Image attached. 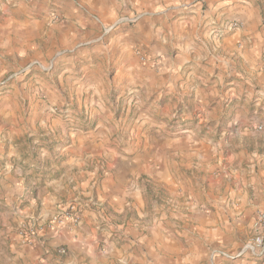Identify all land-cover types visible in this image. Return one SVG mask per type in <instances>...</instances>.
Listing matches in <instances>:
<instances>
[{
    "label": "crops",
    "instance_id": "obj_1",
    "mask_svg": "<svg viewBox=\"0 0 264 264\" xmlns=\"http://www.w3.org/2000/svg\"><path fill=\"white\" fill-rule=\"evenodd\" d=\"M75 1L76 8L69 0H0V57L7 63L0 72L8 64L37 65L36 71L0 88V203L35 188L28 179L33 171L23 169L25 162L14 147L33 135L24 124L25 115L43 114L37 99L40 91L55 102L56 96L62 97L71 84H77L81 97L95 94L101 101L107 88L115 87L120 89L116 105L124 106L131 95L145 102L138 108L122 152H105L109 130L100 122L88 137L76 135L65 150L68 164L82 176L76 184L83 189L81 199H88H80L79 205L87 232L79 228V235H63L66 225L35 235L30 244L12 235L16 244L13 241L9 248L11 264H255L258 259L246 246L255 234L251 216L264 208V171L256 167V154L242 168L241 152L231 159L224 158V150L231 137L226 131L237 126L239 114L264 103V15L260 9L264 0ZM127 6L140 8L142 18L137 24L130 19L133 25L128 29L73 52L87 45L82 39L102 36L105 18ZM52 11L59 15V22L51 20ZM227 21L241 23L243 28L230 29ZM143 54L153 62H146ZM51 55L60 58L54 61L48 58ZM100 103V110H109ZM231 116L236 117L226 122ZM245 126L240 120L237 127L244 130L239 135H247ZM133 135L144 143L151 135L150 144L141 149L131 146ZM108 155L111 162L101 163L103 176L96 175L94 160L99 164L96 158ZM184 158L212 160L214 165L207 172L217 169L219 173L208 180V197L186 207L190 214L173 210L168 216L154 217L148 226L132 228L113 222L114 215L125 217L142 197L139 182L143 178L158 184L174 182L181 177L179 167L185 170L177 162ZM95 175L101 178L92 181ZM56 205V201L39 202L36 219L44 223ZM206 206L210 210H198ZM179 222L186 224L176 230ZM99 224L115 231L114 235L106 228L98 235ZM101 241L107 247L97 251ZM60 248L67 258L58 255Z\"/></svg>",
    "mask_w": 264,
    "mask_h": 264
},
{
    "label": "rangeland",
    "instance_id": "obj_2",
    "mask_svg": "<svg viewBox=\"0 0 264 264\" xmlns=\"http://www.w3.org/2000/svg\"><path fill=\"white\" fill-rule=\"evenodd\" d=\"M74 2L76 1L69 0V3L76 8L77 6H75L76 3ZM260 9L261 15L262 13L264 15V7H260ZM140 13V8L132 9V6H127L125 9L118 12H112L105 18L104 29L101 31L102 36H89V39L85 41L82 39L81 42H87V45L76 47L73 52L93 47L97 43L110 38L117 30H121L122 28L128 29V27H131L141 20L142 17ZM84 18L90 19L91 16L87 17L84 15ZM130 19H135L132 22L133 24L128 23ZM242 28L243 25L240 23V28L238 30ZM90 38L92 39L90 40ZM53 55L48 58L51 59ZM142 56L145 57L144 60L146 62H153L151 58L147 60V54H143ZM53 58L54 61H57L60 57L56 56ZM48 61L49 59L44 60L42 66L46 68L49 64ZM4 62L5 60L0 57V67H5L7 65V63ZM8 66L7 70H3L4 73L0 72V88L2 86H8L15 77L29 75L32 71H36L37 69V65H31L29 67L28 63L14 64L11 66L8 64ZM26 66L28 68H25ZM22 68L25 69L22 70ZM16 71H20V73L12 77ZM39 71L40 70H37V74ZM53 75H55V72ZM42 78L43 80L45 79L44 77ZM114 88L115 87H112V89L107 88L108 94L101 97V101H98L95 94L86 96L85 93H83L84 95L81 97L80 91L77 90V84H71L70 90L62 95V97L56 96L55 102L49 101L41 94V91L38 93L37 99L40 100L39 106H41L43 114L39 113L35 118H33L32 115H25L23 118L24 124L31 130L33 135L28 139H21L14 147L15 153L25 162L23 169L27 172L33 171L32 174H28V179H30V182L35 183L33 186L35 188L34 190L25 191L24 195L21 197H13L14 199L11 201L9 199L7 204H5L4 201H1L3 205L0 203V263H12L13 254L10 253L9 248L13 241V244H16L15 238L12 235L19 236L24 229H32L36 235H44L46 233L45 230L48 221L58 215L62 209L69 205H77L78 208L80 207L83 189L79 188L76 183L82 180V176L76 172V168L73 167L72 164H68L65 156V150L73 145V139L74 137L76 138V135L82 138L88 137L89 134L95 130L97 122H100L103 127L109 130V133L106 134L108 139L105 145V152L107 154L112 152L119 153L122 152L120 149L127 148L126 141L127 137L131 134V126L136 122V113L139 111L138 108L142 107L145 100L143 101V98L140 96L134 97L131 95L132 99L125 101L126 103L124 106L122 102L116 105L115 96L118 95L120 89L117 88L115 90ZM100 102L109 110H100L98 108L99 105H102ZM52 109H56V111L52 112ZM174 116H176V114H174ZM235 117L231 116L226 122H231ZM236 119L237 126L240 120L246 125L245 129H247V135L238 134V131L241 132L244 130L243 127L238 129L237 126L234 127L231 125L230 129L226 131L231 137L227 142V147H225L224 158L231 156V159H234L235 154L240 157L241 152V155L244 157V159H242V168H244L246 160L254 158L251 154H256L258 156V162L257 160L255 161L256 167L264 171V103L262 102L248 109L247 114H239V117ZM123 120L125 123L122 126ZM154 120L158 124V120ZM129 124L130 128H127ZM258 126H261L262 129L258 130ZM136 136L141 137L137 134ZM136 136L131 139V141H133V143L130 144L131 146L141 149L144 144H150L149 137L151 135L147 137L146 143H144L143 140L137 141ZM242 137H248V139L242 140ZM125 151L127 153V150ZM107 157V159L96 158L99 160V164L94 160L92 166L98 169L96 175L100 174L101 177L103 176V173H101L102 169H100L102 167L101 163L103 160L110 163L112 156L108 155ZM238 161L239 159L236 160L235 163ZM177 162L182 164L185 169L183 171L182 168L179 167L180 171L178 175L181 176L180 178L176 176L174 182L159 184L152 181L146 182V179L143 178V181L139 182V187L143 189L142 197L134 202V206L129 208L125 217L122 214L114 215L113 222L116 225H121L122 222L128 223L129 228H132L135 225L148 226L153 221L154 217L159 215L168 216L173 210L181 215L190 214V212L187 213L186 207H190L191 204H196V202L204 200L205 196L208 197V194L211 192V189L207 187L208 180L211 177L213 179L217 178L219 173L217 169L216 172L214 171L213 173L207 172L210 170V167L214 165L212 160L184 158ZM27 164L32 167H28ZM103 170L106 173L109 172L106 163H104ZM96 175L92 181L101 178ZM212 195L216 196V193ZM86 200L88 199L84 198L82 201ZM55 201L57 203V208L53 210L54 213L50 218L44 223L36 219V213L38 211H36L37 209L35 206L38 205L39 202L49 205ZM205 209L210 210L207 206L205 208L198 207L199 211ZM263 210L264 208L255 210L251 216V220L253 215ZM185 224L186 222H179V225L175 227V229L179 230L178 228L183 227ZM66 228V232L63 233V235H79L77 231L79 228L87 232L81 223L80 213L77 223L68 224ZM98 228V235H101L106 229L108 231L107 226L102 227L99 224ZM74 230L75 232L73 233ZM108 233L114 235L115 231L109 229ZM123 236L124 235H121V238H123ZM122 242L126 243L127 241L122 240ZM120 245H122V243ZM106 247L107 243L101 241L97 251H102L106 249ZM252 254L251 256L253 258L258 259L255 264H264V255ZM58 255L65 256V258L68 257L66 251L64 254Z\"/></svg>",
    "mask_w": 264,
    "mask_h": 264
},
{
    "label": "built area",
    "instance_id": "obj_3",
    "mask_svg": "<svg viewBox=\"0 0 264 264\" xmlns=\"http://www.w3.org/2000/svg\"><path fill=\"white\" fill-rule=\"evenodd\" d=\"M51 20L53 22H59L60 18L55 11L51 12ZM228 27L230 29H239L240 23L238 22H230L228 23ZM56 111V109H52V112ZM258 130H261V126L257 127ZM79 220V208L77 205H69L66 208L62 209L58 215L54 216L47 223L45 231H56L57 229H61L66 225L77 223ZM253 229L255 234L248 241L246 249L252 253L258 255H264V211L257 212L253 217ZM36 233L32 229H24L20 233L21 239L26 244H30L34 241ZM59 254H64L65 249H58Z\"/></svg>",
    "mask_w": 264,
    "mask_h": 264
}]
</instances>
